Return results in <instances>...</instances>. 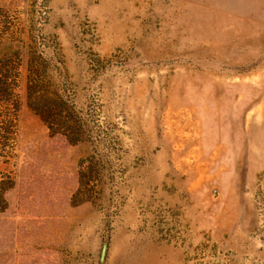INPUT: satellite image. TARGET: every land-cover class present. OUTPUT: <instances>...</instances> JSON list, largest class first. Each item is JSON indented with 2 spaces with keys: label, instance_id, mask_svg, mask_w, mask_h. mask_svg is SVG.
<instances>
[{
  "label": "rangeland",
  "instance_id": "374dc122",
  "mask_svg": "<svg viewBox=\"0 0 264 264\" xmlns=\"http://www.w3.org/2000/svg\"><path fill=\"white\" fill-rule=\"evenodd\" d=\"M0 264H264V0H0Z\"/></svg>",
  "mask_w": 264,
  "mask_h": 264
},
{
  "label": "water",
  "instance_id": "95a60500",
  "mask_svg": "<svg viewBox=\"0 0 264 264\" xmlns=\"http://www.w3.org/2000/svg\"><path fill=\"white\" fill-rule=\"evenodd\" d=\"M106 248H107V244H106V242H104V244L102 246V250H101V255H100V261L101 262L104 260Z\"/></svg>",
  "mask_w": 264,
  "mask_h": 264
}]
</instances>
